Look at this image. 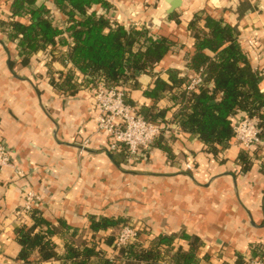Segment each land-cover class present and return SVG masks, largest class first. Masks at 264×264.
Here are the masks:
<instances>
[{
    "label": "crops",
    "instance_id": "crops-1",
    "mask_svg": "<svg viewBox=\"0 0 264 264\" xmlns=\"http://www.w3.org/2000/svg\"><path fill=\"white\" fill-rule=\"evenodd\" d=\"M12 1L0 0L1 20L11 18ZM111 1L119 23L146 27L151 33L161 28L178 43L158 66L163 81L168 82L170 69L188 79L196 73L187 65L195 44L188 24L205 11L236 28L242 48H250V38L256 40L250 57L264 72V0H179L171 12L175 0ZM38 3L56 12V24L66 28V17L52 1ZM16 47L0 32V140L13 149L23 171L19 176L11 168L0 170V257L16 264L21 250L16 230L34 224L29 214L19 211L24 192L33 190L41 196L43 219L69 227L46 236L56 246L54 255L61 258L54 264H69L64 259L69 237H74L76 247L95 245L115 264L129 262L117 259L112 245L105 243L117 228L94 233L92 222L102 217L122 221L120 228L129 219L146 224L138 245L160 248L159 264H184L177 255L191 250L192 264H237L239 257L264 260V148L250 154L233 139L218 154L210 153L196 135L173 122L178 107L171 93H161L157 101L145 95L154 88L157 75L144 74L131 87L129 102L144 115L167 109V124L180 130L168 141L173 159L155 147L147 160L132 164L109 152L106 136L97 132L87 87L70 95L51 85L53 77L66 71L62 56L68 47L57 49L59 56L51 59L45 57L48 52H40L28 66L21 65ZM189 161L193 170L185 168ZM48 230L44 225L36 232ZM159 238H169L171 244L160 247Z\"/></svg>",
    "mask_w": 264,
    "mask_h": 264
},
{
    "label": "trees",
    "instance_id": "trees-1",
    "mask_svg": "<svg viewBox=\"0 0 264 264\" xmlns=\"http://www.w3.org/2000/svg\"><path fill=\"white\" fill-rule=\"evenodd\" d=\"M38 1L13 0L11 18L0 19V32L10 42L16 43L23 66L30 65L32 58L40 52L46 51L56 57L57 49L68 47L67 53L62 56L64 64L69 62L66 71L51 79L55 89L73 95L82 87L95 86L100 81L107 87H118L127 82L136 87L141 75H157L154 88L146 91L145 95L157 101L161 93H171L174 105L178 107L173 122L196 135L210 153L218 154L220 148L226 149L233 140L232 117L235 115L258 116L264 138L261 72L252 62L251 49L240 45L236 28L206 11L189 22L188 31L195 44L194 51L188 55L187 65L194 72L203 69L206 84L188 94L185 88L187 76L182 77L172 69L168 70V82L158 76V66L178 47V43L166 37L161 28L154 33L146 27L126 28L116 20V8L111 0H48L66 17L64 29L56 24L51 9ZM169 17L173 18L174 14ZM25 19L27 22L23 21ZM166 113L167 109L152 111L145 114V118L165 125L168 123ZM155 147L166 151L169 159H173L172 148L163 135L157 139ZM113 154L127 156L126 152ZM241 163L247 171L249 165L245 156L241 157ZM29 215L34 221L33 226H22L16 230L17 242L21 246L16 264H54L61 258L54 255L56 246L46 236L69 227L61 221L58 226L45 221L40 207L31 210ZM121 222L102 217L93 220L92 229L97 233L101 229L117 228L105 240L115 250L113 243ZM44 225L49 226L47 234L36 232ZM74 241V237H69L65 246L64 259L69 264H115L95 245L85 243L76 247ZM170 241L169 238H159V246H169ZM116 252L117 259L122 257L129 261L125 264H159L162 255L158 247L148 249L138 244L122 247ZM177 259L184 264H192L195 262L194 251L178 254ZM243 262L245 259L239 257L237 264Z\"/></svg>",
    "mask_w": 264,
    "mask_h": 264
},
{
    "label": "built area",
    "instance_id": "built-area-1",
    "mask_svg": "<svg viewBox=\"0 0 264 264\" xmlns=\"http://www.w3.org/2000/svg\"><path fill=\"white\" fill-rule=\"evenodd\" d=\"M51 12L53 18L56 20V12L54 13L53 10ZM124 26L131 28L125 24ZM133 27L137 28V26ZM247 43L250 45V49H254L257 42L254 38H250ZM65 64L67 65L69 62L66 61ZM262 74L264 76V72H261V76ZM204 78L203 69L200 72L194 73L187 81L185 87L187 93H193L204 87L206 84ZM130 89V82L118 87H107L102 81L98 82L95 86L86 88L94 100L97 132L106 136L109 152H126L125 161L137 164L150 157L153 150H155L156 141L161 135L167 141H170L173 134L179 132L180 128L174 127L171 129L168 124L162 125L157 121L147 120L145 115L140 112L138 106L129 102L128 93ZM232 122L233 139L244 151L253 154L258 149L264 148V138L261 136L259 128L260 119L258 116L235 115L232 117ZM87 144H89L88 139L82 143V148L85 149ZM261 164L264 166V158L261 160ZM6 168L15 170V173L19 176L23 175L22 169L15 161L13 149L7 142L0 140V170ZM185 168L193 170L195 167L189 161L185 165ZM23 198L24 205L19 213L29 214L31 210L41 206V196L33 190H26ZM147 230L146 224L129 219L120 228L115 237L113 244L115 250L119 251L122 247L139 244L141 233ZM0 264L13 263L0 257ZM244 264H264V260L247 257Z\"/></svg>",
    "mask_w": 264,
    "mask_h": 264
},
{
    "label": "water",
    "instance_id": "water-1",
    "mask_svg": "<svg viewBox=\"0 0 264 264\" xmlns=\"http://www.w3.org/2000/svg\"><path fill=\"white\" fill-rule=\"evenodd\" d=\"M178 5H179V0H175V1L173 2V7L170 9V12L173 11ZM263 92H264V91H263ZM111 158H112V156H111Z\"/></svg>",
    "mask_w": 264,
    "mask_h": 264
},
{
    "label": "rangeland",
    "instance_id": "rangeland-1",
    "mask_svg": "<svg viewBox=\"0 0 264 264\" xmlns=\"http://www.w3.org/2000/svg\"><path fill=\"white\" fill-rule=\"evenodd\" d=\"M56 56H59V54L56 55ZM45 57H46V58H50V57H52V56L48 54V55H46ZM52 58H53V57H52Z\"/></svg>",
    "mask_w": 264,
    "mask_h": 264
}]
</instances>
